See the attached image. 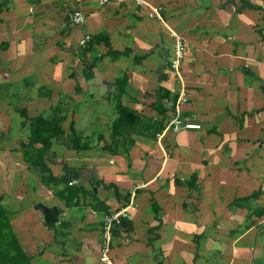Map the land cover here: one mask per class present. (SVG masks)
Wrapping results in <instances>:
<instances>
[{
	"label": "crops",
	"instance_id": "obj_1",
	"mask_svg": "<svg viewBox=\"0 0 264 264\" xmlns=\"http://www.w3.org/2000/svg\"><path fill=\"white\" fill-rule=\"evenodd\" d=\"M101 1L0 0L2 92L10 94L14 83L23 82L18 109L40 106L29 116L48 118L61 109L63 124H71L91 116L67 114L72 102L96 100L115 110L120 90L123 105L165 128L172 116L158 113L156 93L161 88L177 97L171 68L177 34L185 44L189 95L183 115L202 128L169 131L161 145L165 153L154 132L125 134L120 139L127 143L109 150V133H82L90 148L80 152L64 133L48 155L58 179L50 187L25 160L13 165L0 194L30 263L104 264L103 219L129 206L140 186L128 217L116 225L113 264H264V0H147L161 9L162 20L132 0ZM74 11L85 14V24L70 23ZM86 35L108 38L123 55L113 59L104 43L83 51L79 42ZM118 79L127 83L118 88ZM51 98L56 104L45 112ZM69 171L79 174L73 185L65 179ZM69 187L80 192L70 205L62 193ZM259 190V199L233 205ZM37 203L60 207L59 223H46Z\"/></svg>",
	"mask_w": 264,
	"mask_h": 264
},
{
	"label": "trees",
	"instance_id": "obj_2",
	"mask_svg": "<svg viewBox=\"0 0 264 264\" xmlns=\"http://www.w3.org/2000/svg\"><path fill=\"white\" fill-rule=\"evenodd\" d=\"M95 43H104L109 48L108 55L113 59H119L123 55L121 52L112 50L109 39L104 36H96L93 38V41L89 43V47L91 44V47H93ZM83 51H85V49ZM86 66L89 67L87 64ZM87 67H85V70ZM93 67V64H91L89 69L92 70ZM92 75V72L88 73V77ZM88 77L86 76V79H88ZM126 83L127 81L125 79H118L116 81L118 88ZM40 94L43 95V91L40 90ZM122 95L123 94L119 90L115 97V111L117 116L111 125L110 141H104V149L106 150H109L113 145L119 147L121 143H127L125 139L124 141L120 139L125 134L129 136L137 132H154V136L157 138V135L164 129L163 122L153 123L151 120L143 118L136 110L123 105ZM169 95L167 90L165 91L161 88L156 93V110L161 116L173 117L175 115L177 97L171 98ZM170 102H172L171 105H169ZM18 112L21 117L25 119L22 121V126L27 127L29 130L28 141L21 143V147L24 150V160L30 167L36 168L39 171L40 180L43 185L46 187H50L53 184L56 185L58 179L54 177L51 168L47 164V160L49 158L48 155L52 151L54 141L65 133L62 124L67 119V115H63L61 109H54L53 116L50 118L44 115L29 116L26 108H22L18 110ZM69 130L70 140L75 151H86L90 148L89 142L84 140L82 132L77 130L74 122H71ZM129 143L133 144L134 142L131 140ZM196 180L197 176L194 174L189 183L190 189H194L193 183H195ZM62 193L68 205L72 204V202L76 203L77 198L75 195L80 194V192L75 194V189L72 187L66 188ZM262 193V190L255 191L247 197L234 200L233 205L239 206L242 203L257 200ZM69 197H72L71 202H69ZM2 200L3 197L0 194V264H31L30 258L22 249L17 236L12 230L7 211L2 205ZM152 209L157 217L160 208L154 200L152 201ZM52 225L53 224H50V226ZM114 231L116 232V227Z\"/></svg>",
	"mask_w": 264,
	"mask_h": 264
},
{
	"label": "rangeland",
	"instance_id": "obj_3",
	"mask_svg": "<svg viewBox=\"0 0 264 264\" xmlns=\"http://www.w3.org/2000/svg\"><path fill=\"white\" fill-rule=\"evenodd\" d=\"M109 59L112 61L110 57ZM80 67H81V64H80ZM23 86H24L23 82L17 83L16 85L14 83L9 89L10 94L6 92H2L0 88V101H1V104H0V114H1L0 116V179H1L0 183L1 185L4 184V177H5L6 185L4 186V189L2 188V190L4 191H7V185L9 186V183L7 184V182H8L9 172L12 166L19 164V163L20 164L24 163V150L21 147V143L27 142L28 137H29V130L27 129V127H23L22 124L20 123L24 121L25 119L22 118L21 115L18 114L19 113L18 110L20 109L17 108L19 105H20L19 107H23V105H21L22 103L19 102V100H21L20 96H23L22 91H21ZM24 93H25V98L27 100L32 97V95H30L29 93L27 92H24ZM32 94L34 96H37L35 92H33ZM37 94L39 96L45 95V94L40 95L39 93ZM7 95L12 96L13 101L9 97L7 98L6 97ZM8 101H12L11 108H9L7 104ZM56 101H57V98H51L50 100L51 103L45 105V108H43L44 111L47 112L49 106L56 104ZM103 103L104 102H99L97 104L96 100H89L87 103L81 102V104L78 105L77 103L72 102L70 107L67 109L65 108L64 110L65 111L67 110V114L72 113V111H74L73 112L74 115H76L78 111H81L82 114H86L87 112L90 111L91 116L87 118L88 120L85 119V116H81L78 119L74 118L75 123L79 121L78 124H75V126L77 127V130L82 132L85 135L89 132L95 131V132L102 133L103 135L107 136V133L110 134L112 122L116 118L117 114L114 109H110L111 107H108L106 103H104L103 105ZM77 105L80 110H77ZM41 111H42L41 107L38 106L36 110L32 111L30 109L29 112H30V115H33L36 112H41ZM101 113L104 114L103 118L101 117ZM77 116L78 115H76V118ZM110 117H111V120H110ZM100 119H102L101 124H99ZM103 119L105 120L103 121ZM88 122L96 123L95 128L94 126H91L92 123L88 124ZM69 125L70 124L66 123V124H63L62 126L68 137H70ZM35 174H36V177L40 176V174L37 172H35ZM0 191H1V187H0ZM4 191H2L3 195H5ZM115 243H116V238L114 235L112 247L115 246Z\"/></svg>",
	"mask_w": 264,
	"mask_h": 264
},
{
	"label": "built area",
	"instance_id": "obj_4",
	"mask_svg": "<svg viewBox=\"0 0 264 264\" xmlns=\"http://www.w3.org/2000/svg\"><path fill=\"white\" fill-rule=\"evenodd\" d=\"M124 0H102V4H108L110 2H122ZM137 5L142 7H147L149 9V16L151 18H157L162 20L160 15V8L152 6L147 0H132ZM69 21L73 25H83L86 23V16L82 11H74L69 13L68 15ZM92 41V37L90 35L84 36L80 42L79 46L82 49H86L89 46V43ZM185 58V44L183 39L175 34V54L172 60L171 68L174 72V75L178 82V94L175 103V115L172 117L171 121H169L163 131L157 135V141L160 146L163 143L165 135L169 131H173L175 133L183 131V130H200L202 128L201 124L197 122H193L186 117H184V106L189 101V95L186 87V83L184 80L183 72H182V64ZM164 151L163 147L161 146ZM165 153V151H164ZM165 156H167L165 154ZM73 182H70V185H73ZM140 186H137L133 190V197L137 189ZM133 197L131 204L129 206L123 207L119 210H112L108 212L103 219V230H102V248L100 252V261L104 264H113L111 253H112V243L114 238V229L117 224L121 222L122 219L128 217V213L130 208L133 205Z\"/></svg>",
	"mask_w": 264,
	"mask_h": 264
},
{
	"label": "water",
	"instance_id": "obj_5",
	"mask_svg": "<svg viewBox=\"0 0 264 264\" xmlns=\"http://www.w3.org/2000/svg\"><path fill=\"white\" fill-rule=\"evenodd\" d=\"M65 179L68 180L69 182H72L73 180L77 181L79 179V174L77 171H69L65 175ZM93 191L94 193H97V187L95 186V184H93ZM35 209L43 214L46 223L48 224L59 223L60 215L62 213L60 207L58 206L48 207L42 203H37L35 204Z\"/></svg>",
	"mask_w": 264,
	"mask_h": 264
}]
</instances>
